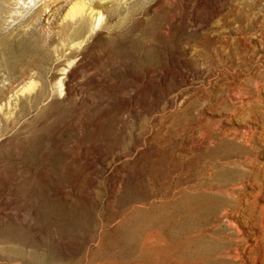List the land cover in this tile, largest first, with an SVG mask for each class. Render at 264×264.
<instances>
[{
	"label": "rangeland",
	"instance_id": "374dc122",
	"mask_svg": "<svg viewBox=\"0 0 264 264\" xmlns=\"http://www.w3.org/2000/svg\"><path fill=\"white\" fill-rule=\"evenodd\" d=\"M263 129L264 0H0V264H263Z\"/></svg>",
	"mask_w": 264,
	"mask_h": 264
},
{
	"label": "bare ground",
	"instance_id": "6f19581e",
	"mask_svg": "<svg viewBox=\"0 0 264 264\" xmlns=\"http://www.w3.org/2000/svg\"><path fill=\"white\" fill-rule=\"evenodd\" d=\"M82 11V10H81ZM73 32V31H72ZM264 130V129H263ZM252 134V133H251ZM262 208V207H261ZM263 211V210H262ZM227 214V213H226ZM264 215V214H263ZM260 220L257 222L258 223V225H259V228H260V234L258 235L257 233V235H256V239H257V241L259 242V241H261V240H263L264 239V217H260L259 218ZM231 222V221H230ZM234 222V221H233ZM232 222V223H233ZM231 223V224H232ZM254 223V222H253ZM234 225V224H233ZM256 225V224H255ZM263 242V241H262ZM235 249H237V248H235ZM235 249H233V250H235ZM237 251V250H236ZM264 253V252H263ZM239 254H240V252H239ZM237 255H238V253H237ZM237 255H235V258L237 257ZM247 255V254H246ZM228 256H232L231 254L230 255H228ZM234 256V255H233ZM245 256V255H244ZM243 256V257H244ZM255 257V256H254ZM259 257H261V256H259ZM233 258V257H232ZM234 258V259H235ZM255 258H257V257H255ZM245 259V258H244ZM252 259H254V258H252ZM263 259V258H262ZM235 262V261H234ZM233 262V263H234ZM241 262V261H240ZM258 263V262H257ZM262 263L264 264V259L262 260ZM235 264V263H234ZM238 264H240V263H238ZM243 264V263H242ZM254 264V263H253Z\"/></svg>",
	"mask_w": 264,
	"mask_h": 264
}]
</instances>
